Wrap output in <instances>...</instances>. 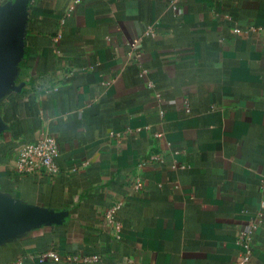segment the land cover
<instances>
[{
    "label": "crops",
    "instance_id": "0c3cea01",
    "mask_svg": "<svg viewBox=\"0 0 264 264\" xmlns=\"http://www.w3.org/2000/svg\"><path fill=\"white\" fill-rule=\"evenodd\" d=\"M10 12L0 195L55 220L0 238V264H264V0H0ZM44 134L55 172L20 171Z\"/></svg>",
    "mask_w": 264,
    "mask_h": 264
},
{
    "label": "water",
    "instance_id": "95a60500",
    "mask_svg": "<svg viewBox=\"0 0 264 264\" xmlns=\"http://www.w3.org/2000/svg\"><path fill=\"white\" fill-rule=\"evenodd\" d=\"M14 18V12L0 17V97L14 88L11 67L15 54L20 50L18 28ZM54 220L53 215L44 210L0 195V238Z\"/></svg>",
    "mask_w": 264,
    "mask_h": 264
},
{
    "label": "built area",
    "instance_id": "2783aa9c",
    "mask_svg": "<svg viewBox=\"0 0 264 264\" xmlns=\"http://www.w3.org/2000/svg\"><path fill=\"white\" fill-rule=\"evenodd\" d=\"M75 1L77 2L78 0ZM150 32V28L145 30V34ZM131 45L134 46L135 42ZM58 153L57 140L52 134H44L37 139L24 141L18 149V169L20 171L43 170L55 172V158ZM50 255L57 258L53 253H50ZM248 258V255L244 256L240 263H245ZM96 259V256L86 257V260L89 261Z\"/></svg>",
    "mask_w": 264,
    "mask_h": 264
}]
</instances>
